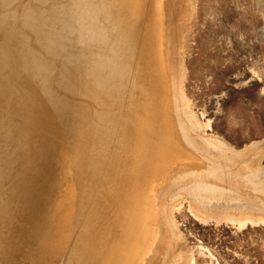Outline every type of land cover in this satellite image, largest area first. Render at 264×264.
Wrapping results in <instances>:
<instances>
[{
	"label": "rangeland",
	"instance_id": "1",
	"mask_svg": "<svg viewBox=\"0 0 264 264\" xmlns=\"http://www.w3.org/2000/svg\"><path fill=\"white\" fill-rule=\"evenodd\" d=\"M105 1L0 0V85L30 118L0 126V264L85 263L112 199L88 264H264V0ZM163 103L184 149L150 175Z\"/></svg>",
	"mask_w": 264,
	"mask_h": 264
},
{
	"label": "bare ground",
	"instance_id": "2",
	"mask_svg": "<svg viewBox=\"0 0 264 264\" xmlns=\"http://www.w3.org/2000/svg\"><path fill=\"white\" fill-rule=\"evenodd\" d=\"M107 1V0H106ZM105 1V3H107ZM146 1V0H145ZM109 2V1H108ZM125 3H126V0H125ZM131 3H132V6H133V8L135 9V10H137V11H139V12H141V9L143 8L142 7V4H143V0H132L131 1ZM130 3V4H131ZM108 4V3H107ZM107 4H106V6H107ZM126 4H129L128 2L126 3ZM125 4V5H126ZM144 6H145V3H144ZM124 7H126V6H124ZM130 7V6H129ZM128 6H127V8H129ZM123 8V7H122ZM127 8H125V9H127ZM145 8V7H144ZM149 8V7H148ZM105 9H106V7H105ZM124 9V8H123ZM36 10V9H35ZM107 10V9H106ZM109 10V9H108ZM124 11V10H123ZM152 11V10H151ZM18 12V11H17ZM104 12H106V11H104ZM126 13V12H125ZM124 13V14H125ZM144 13H142L141 14V16L143 15ZM63 15V14H62ZM104 15L105 14H103V18H104ZM147 15V14H146ZM11 16V15H10ZM125 16V15H124ZM144 16V15H143ZM128 17V19H130L129 18V16H127ZM52 18V17H51ZM136 18V17H135ZM141 18V17H140ZM56 19V18H55ZM138 19V18H137ZM142 19V18H141ZM141 19H140V21H141ZM127 19L125 18V21H126ZM131 20V19H130ZM133 20V19H132ZM139 20V19H138ZM149 20V19H148ZM125 24L127 23V22H124ZM102 24H104V21H102ZM101 24V25H102ZM106 24V23H105ZM125 24H123L124 25V27H127V26H125ZM129 24V23H128ZM127 24V25H128ZM130 25V24H129ZM151 25V24H150ZM150 25H149V22H148V24L146 23V27H145V25H144V27H145V29L143 30L144 32L146 31V30H148V28L147 27H150ZM19 26V25H18ZM142 26V25H141ZM123 27V28H124ZM129 27V26H128ZM127 27V29L129 30V28ZM131 27V26H130ZM17 28V27H16ZM102 28V27H101ZM100 28V29H101ZM122 28V29H123ZM134 28V27H133ZM139 28H140V26H139ZM147 28V29H146ZM125 29V28H124ZM126 29V30H127ZM125 30V31H126ZM135 30V33L134 34H136L137 33V30L136 29H134ZM142 30V29H141ZM140 30V31H141ZM150 30V29H149ZM122 32H124V37L127 39V38H129V37H126V35H128V33L126 34L125 33V31H123V30H121ZM147 32V31H146ZM99 33H101V32H99ZM147 33H149V31L147 32ZM50 34V33H49ZM122 34V33H121ZM120 34V35H121ZM130 34V33H129ZM139 34H140V32H139ZM138 34V35H139ZM143 34V33H142ZM160 35H161V33H160ZM159 35V36H160ZM129 36V35H128ZM135 36V35H134ZM121 37H122V35H121ZM144 38L146 37V34H145V36H143ZM142 37V38H143ZM149 37V36H148ZM97 38H99V37H97ZM103 38V37H102ZM124 38V39H125ZM138 38H139V36H138ZM137 38V40H139ZM141 38V37H140ZM142 38H141V41H145V40H142ZM147 38V37H146ZM122 39V38H121ZM130 39H132L131 37H130ZM97 40H99V39H97ZM146 40H148V39H146ZM126 41V40H125ZM140 41V40H139ZM138 41V42H139ZM130 42L132 43V40H130ZM128 40H127V43H129V44H131ZM125 43V42H124ZM145 43H147L146 41H145ZM144 43V45L145 46H147L146 44ZM155 43V42H154ZM96 44H97V41H96ZM123 44V43H122ZM128 44V46L127 47H131V45H129ZM140 45H141V43H139ZM149 44V43H148ZM127 44H125V46H126ZM136 45H137V43H136ZM142 46H143V43H142ZM142 46H139V49H138V51L140 52L142 49H140ZM151 46V45H150ZM150 46H148V48H150ZM155 46V45H154ZM95 47H96V45H95ZM98 48V47H97ZM125 48V47H124ZM123 48V49H124ZM137 48V47H136ZM145 47H143V49H144ZM123 49H121V50H123ZM127 49H129L130 50V48H127ZM125 50V49H124ZM135 50V49H134ZM145 50V49H144ZM98 50H96L95 52H97ZM118 51V50H117ZM128 51V50H127ZM131 52H132V50H130ZM129 51V52H130ZM128 52V53H129ZM138 52V53H139ZM143 52V51H142ZM124 53H126V52H124ZM123 53V54H124ZM134 53V52H133ZM135 53H136V50H135ZM141 53V52H140ZM123 54H121V55H123ZM130 54V53H129ZM148 54V53H147ZM150 54V53H149ZM94 55V54H93ZM120 55V56H121ZM133 55V54H132ZM132 55L130 56V59L132 60ZM134 55H136V54H134ZM139 55V54H138ZM13 56V55H12ZM140 56V55H139ZM142 56V55H141ZM145 56H147V55H145ZM124 56H122L121 57V60L123 59L124 61H125V59L123 58ZM125 57L126 58H129V57H127L126 55H125ZM133 57H135V56H133ZM95 58V57H94ZM141 58V61L143 62V60H142V57H140ZM145 58V57H144ZM26 59V58H25ZM17 60V59H16ZM19 60V59H18ZM23 60V59H22ZM27 60V59H26ZM121 61V62H124V61ZM128 61V62H132V61ZM139 61H140V59H138ZM126 61V62H127ZM133 61H134V58H133ZM138 61V62H139ZM13 62V61H12ZM15 62V61H14ZM19 62H21V61H19ZM18 62V63H19ZM120 62V61H119ZM127 62V63H128ZM142 62H140L141 64H142ZM16 63V62H15ZM23 63V62H22ZM26 63V62H25ZM29 64V63H28ZM116 64V63H115ZM125 64V63H124ZM124 64H122L123 66H124ZM130 64V63H129ZM129 64L127 65L126 64V66H129ZM137 64V63H136ZM144 64V63H143ZM18 65V64H17ZM16 65V66H17ZM24 65V64H23ZM15 66V65H14ZM15 66V67H16ZM125 66V67H126ZM19 67V66H18ZM20 67H21V65H20ZM19 67V68H20ZM124 67V68H125ZM130 67H132V66H129L128 68H130ZM140 67H141V65H140ZM10 68H11V66H10ZM22 68V67H21ZM120 68H122L121 70H123L124 68L123 67H121V66H119V68L118 69H120ZM128 68H125L124 69V71L127 69V70H129ZM26 69V68H25ZM141 69V68H140ZM14 70V69H13ZM121 70H119L120 72H121ZM20 71H22V70H20ZM19 71V72H20ZM57 71H58V69H57ZM124 71H122L121 73L122 74H124L125 72ZM28 72V71H27ZM33 72V71H32ZM115 72V71H114ZM124 72V73H123ZM15 73H17V72H15ZM128 73V72H127ZM126 73V75H128ZM133 73V72H132ZM140 73V72H139ZM24 74V73H23ZM27 74V73H26ZM121 74V75H122ZM18 75V74H17ZM28 75V74H27ZM118 75H119V73H118ZM140 75V74H139ZM25 76V75H24ZM128 76H130V75H128ZM26 77V76H25ZM30 78H32V77H30L29 76V78H28V80L30 79ZM120 78V77H119ZM118 78V79H119ZM125 78H127V77H125ZM139 78V77H138ZM25 79V78H24ZM122 79H123V77H122ZM140 79V78H139ZM10 80V79H9ZM16 80V79H15ZM15 80H14V83H15ZM19 80V79H18ZM23 80V79H22ZM30 80H32V79H30ZM117 80V79H116ZM120 80H121V78H120ZM124 80V79H123ZM122 80V81H123ZM20 81H21V79H20ZM27 81V80H26ZM124 81H126V79L124 80ZM128 81V80H127ZM13 82V81H12ZM19 82V81H18ZM25 82V81H24ZM27 82H29V81H27ZM34 82V81H33ZM133 82H135V81H133ZM166 83V82H165ZM19 84V83H18ZM22 84H23V86H24V83L22 82ZM34 84V83H33ZM116 84V83H115ZM130 84V83H129ZM135 83H133V85H134ZM136 84H137V82H136ZM126 85V84H125ZM139 85V84H138ZM137 85V86H138ZM164 85V84H163ZM163 85H162V88H163ZM30 86V85H29ZM31 86H32V84H31ZM115 86V85H114ZM22 86L20 85V87L19 88H21ZM27 87V86H26ZM126 87V86H125ZM132 87H135V86H132ZM11 88V87H10ZM14 88V87H13ZM13 88H11L12 90H13ZM24 88V87H23ZM97 88H98V86H97ZM161 88V89H162ZM15 89V88H14ZM28 89V88H27ZM123 90V89H122ZM130 90H132V89H130ZM134 90H135V88H134ZM16 91V90H15ZM18 91V90H17ZM137 91V90H136ZM13 92H14V90H13ZM19 94V93H18ZM22 94V93H21ZM133 94H134V92H133ZM132 94V95H133ZM136 94H138V93H135L134 94V96L136 95ZM161 94H162V92H161ZM22 96V95H21ZM16 97H17V95H16ZM136 97V96H135ZM135 97H132L131 99H133V98H135ZM27 99V98H26ZM130 99V98H129ZM130 99V100H131ZM152 99H154V98H152ZM19 100V99H18ZM21 101H22V99H20ZM133 101H134V99H133ZM154 101V100H153ZM165 101V100H164ZM129 102V101H128ZM127 102V103H128ZM130 102H132V100L130 101ZM135 102V101H134ZM96 103V102H95ZM136 103V102H135ZM132 104H134V103H132ZM128 105V104H127ZM126 105V108L127 107H129V105L127 106ZM19 106V105H18ZM17 105H13V104H11V105H9V104H7V100H6V94H5V92H4V90L2 89V88H0V126H7V123H12L13 124V121L14 122H16V124H19V126H20V129H21V131H22V133H25V134H27V133H29L30 132V126H29V124H28V120L30 119L29 118V116H28V113H26L21 107H18ZM24 106H26V105H24ZM131 107V106H130ZM129 107V108H130ZM27 108H29L28 106H27ZM168 108H169V105L167 104V103H163L162 104V107L159 109V110H157V107H156V105H155V118H154V121H152L151 122V125H150V123H149V125H150V127H151V135H150V139H149V141H150V143H151V145L152 146H154V148L149 152V155H150V160H149V163H148V174H150V175H155V171H156V169H158L159 168V161L160 160H168V159H171L172 158V156L176 153V152H178L179 150L181 151V150H183L184 149V147H183V145L181 144V141L177 138V136H176V126L174 125V123L172 122V120L170 119V117H169V115H168ZM29 110V109H28ZM123 110V109H122ZM127 110V109H126ZM130 110H131V108L129 109V111L128 112H130ZM124 111V116H125V110H123ZM133 111V110H132ZM6 113H10V114H12L13 115V117L14 118H12V119H9V118H7L6 116H5V114ZM123 113V112H122ZM132 113V112H131ZM121 114V113H120ZM128 114V113H127ZM130 115V117H131V114H129ZM121 117V116H120ZM127 117V115L125 116V118ZM129 117V116H128ZM129 117V118H130ZM120 119V118H119ZM122 119H123V117H122ZM131 119H133L132 117H131ZM130 119V121H132ZM128 119H126V120H122L123 121V124H125V122L124 121H127ZM117 121V120H116ZM115 121V122H116ZM128 122V121H127ZM126 122V123H127ZM122 124V123H121ZM128 124V123H127ZM9 125V124H8ZM114 125V124H113ZM118 126V125H117ZM124 127L126 126V125H123ZM119 127V126H118ZM126 127H128V126H126ZM130 128V127H129ZM120 130L122 129V127H120L119 128ZM118 129V130H119ZM124 129V128H123ZM122 129V130H123ZM121 130V131H122ZM128 130V129H127ZM121 131H120V133H121ZM124 131H126V128H125V130ZM123 131V132H124ZM19 133V132H18ZM119 135V134H118ZM124 135V134H123ZM120 136V135H119ZM111 137V136H110ZM124 138V137H123ZM119 139H120V137H119ZM127 141V140H126ZM119 142V141H118ZM117 142V144H119ZM124 142V141H123ZM122 142V143H123ZM128 142V141H127ZM121 142H120V144H122ZM124 143H126V142H124ZM102 144V143H101ZM113 144V143H112ZM120 144H119V146H120ZM122 145H124L125 146V144H122ZM121 145V146H122ZM263 145H264V143L261 145V147H263ZM113 146V145H112ZM74 149H76L75 148V146L73 147ZM113 148V147H112ZM111 148V149H112ZM124 148V147H123ZM69 149V148H68ZM263 149V148H262ZM70 150V149H69ZM114 150V149H113ZM122 150V149H121ZM258 150V149H257ZM187 152H188V150H186ZM184 152H185V150H184ZM183 152V153H184ZM261 152V151H260ZM112 153V152H111ZM123 153V152H122ZM121 153V154H122ZM124 153H125V148H124ZM123 153V154H124ZM254 153H256V152H254ZM66 154V153H65ZM70 154H73V153H70ZM84 154V153H83ZM109 154H110V152H109ZM122 154V155H123ZM126 154V153H125ZM259 154V153H258ZM74 155V154H73ZM79 155V154H78ZM65 156V155H64ZM68 157V156H67ZM76 158V157H75ZM121 158H123V157H121ZM77 159V158H76ZM110 159V158H109ZM182 159V158H181ZM67 160V159H66ZM121 160V159H120ZM183 160V159H182ZM74 161V160H73ZM122 161V160H121ZM121 161H119V162H121ZM198 162V165L200 166L201 165V162H200V160H197ZM2 162H3V164H4V166H5V169L6 170H8V169H10L11 168V161H9V159L7 158V157H5V158H2ZM118 162V163H119ZM107 163V162H106ZM156 163H158V164H156ZM174 164H172L171 166H170V168H169V171L167 172V173H171V171L173 170V169H178V167H187L186 165H184V164H182L181 162H180V160H178V161H175V162H173ZM122 164L123 163H121V167H122ZM156 164V165H155ZM120 166V165H119ZM105 167H106V165H105ZM120 167H118V169H119ZM197 168H198V166H197ZM104 171V170H103ZM119 171V170H118ZM115 172H116V170H115ZM113 173V172H112ZM36 174V173H35ZM114 174V173H113ZM116 174H117V172H116ZM168 174V175H169ZM119 175V174H118ZM117 175V176H118ZM115 176V175H114ZM114 176H112V177H114ZM116 176V177H117ZM102 177V176H101ZM117 179V178H116ZM101 180V179H100ZM113 180H114V178H113ZM112 180V181H113ZM117 181V180H116ZM116 181H113V183H114V185H115V182ZM101 183V182H100ZM111 183V182H110ZM113 183H111V184H113ZM99 184V183H98ZM117 184H119V183H117L116 182V185ZM114 185H112V187L114 186ZM111 186V185H110ZM115 190H118V189H115ZM111 191V190H110ZM112 192V191H111ZM127 193V192H126ZM139 194V193H138ZM138 194H133L132 195V197L130 198V200L128 201V203H127V215L128 214H130V211L132 210V208H133V204H134V200H136L137 199V196H138ZM112 195H113V192H112ZM126 195V194H125ZM114 196V195H113ZM112 196V197H113ZM122 199V198H121ZM109 203V202H108ZM115 204H117L116 203V200H114V199H112V201L110 202V207H109V205H108V209L109 210H106V212L107 213H103V215H104V217H102V219H103V224H102V227H101V229H100V231H99V234L97 235V237H95V239H93V242L90 244V242L88 241V244H90L89 246L87 245V249H86V252H84V257H83V260L85 261V263H83V264H88V263H90L95 257H96V255L99 253V251L102 249V247H103V245H104V243H105V240L107 239V236L110 234V229H111V225H112V216L115 214ZM132 204V205H131ZM104 207H105V205H104ZM150 207V206H149ZM148 208V207H147ZM105 209V208H104ZM106 209H107V206H106ZM150 209V208H149ZM148 209V210H149ZM147 210V211H148ZM92 211V210H91ZM104 211V210H103ZM146 211V210H145ZM147 211L145 212V213H147ZM237 211V210H236ZM250 211V210H249ZM254 211V210H253ZM242 213V212H241ZM150 213L148 212L147 213V217H149L148 215H149ZM154 215V214H153ZM91 216V215H90ZM101 216V215H100ZM234 216H236V215H234ZM259 216V215H258ZM99 217V216H98ZM143 216H142V214L140 213L139 214V218H138V220H136L137 222L135 223V224H133V230H134V236H133V241H135L137 238H139L138 236L140 235V233L142 232V229H144L143 228V218H142ZM146 217V218H147ZM92 218V217H91ZM134 219V218H133ZM152 219V218H151ZM249 219H252V217H250ZM146 220V219H145ZM148 220V219H147ZM146 220V221H147ZM95 221H96V219H95ZM98 221V220H97ZM100 221H101V219H100ZM100 221H99V223H100ZM88 222V221H87ZM145 222V221H144ZM232 222V221H231ZM235 221H233V223H234ZM238 222H240V221H238ZM98 224V223H97ZM87 225V224H86ZM91 225V224H90ZM88 226V225H87ZM96 226V225H95ZM92 227H94V225L92 226ZM87 228V230L88 229H91V228H88V227H86ZM96 228V227H95ZM97 228H98V226H97ZM128 228V227H127ZM94 228H92V230H93ZM117 229V228H116ZM96 229H94V231H95ZM93 231V232H94ZM92 232V233H93ZM94 234H95V232H94ZM150 235H152V234H150ZM122 236V235H121ZM91 237V236H90ZM149 238H150V236H149ZM117 239V238H116ZM120 239V238H119ZM131 239V238H130ZM92 241V240H91ZM127 241V240H126ZM129 241V240H128ZM128 241H127V243H128ZM124 242V241H123ZM118 243V242H117ZM121 243V242H120ZM126 243V244H127ZM148 243H149V240H148ZM148 243H146V246L147 245H149ZM125 244V243H124ZM123 245V244H122ZM118 246V245H117ZM132 247V246H131ZM148 247V246H147ZM121 248V247H120ZM119 248V249H120ZM133 248V247H132ZM123 250H124V248H123ZM115 251V250H114ZM145 251V249L143 248V249H141L140 251H139V253L137 254V256H136V259H134V260H136V263H134V264H143V261H144V256L145 255H143V252ZM122 252V251H121ZM124 252V251H123ZM122 252V255L123 254H125V252L123 253ZM152 253V252H151ZM143 255V256H142ZM80 259H82V258H80ZM133 259V258H132ZM131 259V260H132ZM133 260V261H134ZM140 260H142V261H140ZM81 261V260H80ZM83 262V261H82ZM132 262V261H131ZM77 264V263H76Z\"/></svg>",
	"mask_w": 264,
	"mask_h": 264
},
{
	"label": "water",
	"instance_id": "3",
	"mask_svg": "<svg viewBox=\"0 0 264 264\" xmlns=\"http://www.w3.org/2000/svg\"><path fill=\"white\" fill-rule=\"evenodd\" d=\"M2 23L4 24V21L0 18V24H2ZM0 88H2L4 90V92H5V94H6L7 104L11 103L13 105H16L15 102L14 103L13 102H10L11 101L10 96H12L11 89H9V87H7V86H2V85H0ZM11 104H9V105H11Z\"/></svg>",
	"mask_w": 264,
	"mask_h": 264
}]
</instances>
